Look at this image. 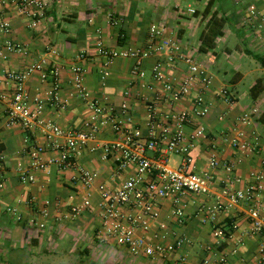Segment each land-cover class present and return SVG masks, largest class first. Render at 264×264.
<instances>
[{
  "label": "crops",
  "instance_id": "0c3cea01",
  "mask_svg": "<svg viewBox=\"0 0 264 264\" xmlns=\"http://www.w3.org/2000/svg\"><path fill=\"white\" fill-rule=\"evenodd\" d=\"M44 1H48L49 7L38 25L31 27V19L20 10L18 0H0V25L2 21L10 24L9 32L0 26V154L4 157L0 175L5 180L0 194V264H205L206 260L208 264H217L218 249L226 255L228 264H259L264 258V251L260 252L264 249V235L252 233L247 204L240 203L211 218L207 198L192 192L177 201L163 199L160 216L152 222L149 238L163 223L169 233L168 241L179 238L188 241L163 260L151 263L145 256H132L123 246L101 242L97 236L102 224L99 185L106 182L109 187H116L127 175L119 179L111 177L115 158L111 155L104 159L101 147L104 143L121 140L122 136L105 126L94 140L79 150L76 161L96 171L98 179L91 187L82 183L74 185L70 181L72 172L56 161L65 150L64 138L60 140V147L54 149L39 129L29 131L8 123L6 98L12 85L5 82L8 71L25 70L42 59L50 65H59L63 84L58 95L60 103L64 104H48L42 118L56 122L65 130H76L94 118L88 100L78 96L69 82L71 68L76 64L84 65L87 68L85 83L91 98L99 100L114 115L128 103L130 120H127L126 128L145 136L150 122L147 105L153 91L143 87V81L133 74L132 59H116L109 68V76L105 81L102 79L103 60L96 50V29H102L107 46L121 49L144 46L150 26H163L166 38L181 43L193 56L206 55L210 66L216 70L212 73L208 68L214 80L205 97L212 102V109L200 122L207 137L197 141L192 155L199 172L214 174L213 193L225 197L224 187L234 176L241 181L233 182L232 187L241 190L253 183V173L264 174V150L242 156L222 138L224 132L238 128L245 130L251 139L250 132L256 130L264 146V123L260 118L264 111V38L263 33L244 23L247 7L254 0H214L213 10L218 16L226 17L227 24L223 29L224 36L216 41V48L205 53L199 50L200 34L208 20H203L198 13L210 0ZM9 42L20 45L21 50H8ZM163 57L169 75L184 76L187 72L185 64L176 62L172 66L167 57ZM158 58L159 55L152 56L144 63L147 83L156 84L152 69ZM227 68L232 75L229 80ZM248 76H254L252 87L257 82L263 86L256 99L252 97L251 89L247 95L237 89ZM26 86L31 93L41 91L43 94L51 88L49 82L41 80L39 72L31 75ZM221 88L230 91L232 104L219 96ZM198 91L196 89L174 105L165 103L160 109L166 112L190 110ZM254 107H258L260 113L254 116L250 125H242L239 118ZM33 144L45 146L42 157L48 167L34 171L35 182L22 183L19 168L30 165L28 150ZM214 152L220 159L235 163L233 174L222 167L211 166L210 158ZM178 161L179 157L174 156L171 164ZM88 194L91 207L77 218H70L71 206L81 203ZM178 209L183 211L181 217L175 213ZM44 210L48 213L46 216L42 214ZM42 222L44 227L39 226ZM217 228L223 230L225 238L216 235ZM218 239L223 244L219 248Z\"/></svg>",
  "mask_w": 264,
  "mask_h": 264
},
{
  "label": "built area",
  "instance_id": "2783aa9c",
  "mask_svg": "<svg viewBox=\"0 0 264 264\" xmlns=\"http://www.w3.org/2000/svg\"><path fill=\"white\" fill-rule=\"evenodd\" d=\"M19 8L31 19V27H36L44 12L49 7L44 0H18ZM264 0H254L247 7L244 23L248 28L263 33L264 38ZM194 13V10H191ZM110 19L113 15L110 14ZM6 32L10 31V24L2 21L0 25ZM166 29L158 24H152L149 30V38L144 46L128 48H112L105 44L102 29H96V50L102 57V79L109 76V68L118 58L132 59V72L141 81L143 87L153 91V96L148 102L150 122L147 135L141 136L126 128L127 120H130V106L123 104L121 112H114L102 106L99 100L91 98L85 78L87 68L76 64L71 68V86L81 98L88 100L90 108L94 112V118L86 123L83 128L65 130L59 124L42 118V113L48 104L60 103L58 91L62 88L63 80L59 65H50L45 59L35 63L22 71H8L5 74L6 84L12 85V91L6 98V117L10 125H20L25 130L35 131L39 129L47 138L51 148H59L60 140H65V150L59 160V166L72 172L70 181L72 184L82 183L91 187L98 179V173L78 164L75 155L88 142L94 140L101 128L109 126L113 132L120 134L119 141L104 143L101 147L103 158L113 155L115 165L111 177L119 179L124 174L120 184L109 187L106 182L99 185L101 200L99 209L102 224L97 231V236L104 244H115L125 247L132 256H145L151 263L163 260L169 253L182 248L188 241L179 238L168 241L169 233L166 224H159L153 236L147 235L152 229V222L160 216L163 199L179 197L192 192L207 198L210 203L208 212L211 218H215L218 212L231 209L240 203L248 206V216L252 225V233L264 235V197L262 196V184L264 174H252L253 183L246 189H234L233 182H240L241 178L234 176L227 181L223 190V196L215 195L212 185L215 177L211 172H199L197 162L192 155V150L198 140L207 137L204 126L200 123L206 118L212 109V102L206 99L214 77L209 72V57L204 55L198 58L186 52L185 47L175 41L166 38ZM8 50H21V46L9 42ZM159 55L153 65L152 83L145 82L147 71L144 63L152 56ZM166 56L173 66L176 62L185 64L187 72L184 76L169 75L165 63ZM81 57H84L82 55ZM80 57V58H81ZM85 58V57H84ZM34 72H39L43 82H49L51 88L46 94L41 91L31 93L26 83ZM196 89L193 106L190 110L182 112L162 111L163 104L174 105L180 99L189 96ZM219 96L227 103L232 104L233 98L227 88L219 90ZM126 95H129L126 92ZM64 104L63 102L60 103ZM260 110L254 107L251 112L239 118V122L248 126L253 122L254 116ZM245 130L232 128L222 134L225 142L238 150L242 156L264 150L260 143V136L256 130L250 132L251 139ZM45 146L33 144L29 146L28 155L30 165L28 168L20 167V181L33 183L36 181L34 171L46 169L48 164L42 154ZM179 157L176 164H171L172 158ZM241 160V159H240ZM4 157L0 154V169L3 166ZM212 167H222L230 174L234 173L235 163L222 160L214 152L210 158ZM5 187V180L0 175V194ZM224 198H227L226 201ZM91 207V198L88 194L81 203L73 204L70 208V218H77ZM10 211L16 212L14 209ZM176 215L182 216L183 211L178 209ZM42 214L46 216L47 211ZM44 227L45 223L39 224ZM216 235L225 238L222 229L217 228ZM217 248L222 246V241H216ZM216 248V249H217ZM264 249L261 248L260 252ZM217 264H228L225 254L216 251ZM209 261L206 260L205 264ZM259 264H264V258Z\"/></svg>",
  "mask_w": 264,
  "mask_h": 264
},
{
  "label": "trees",
  "instance_id": "16d2710c",
  "mask_svg": "<svg viewBox=\"0 0 264 264\" xmlns=\"http://www.w3.org/2000/svg\"><path fill=\"white\" fill-rule=\"evenodd\" d=\"M215 1L210 0L204 10L198 15L202 16L203 20H208L206 27L200 34V52L205 53L216 48V41L219 37L224 36V27L227 24V18L218 16V13L213 10ZM263 91V86L260 82H257L251 88V95L254 99L258 98ZM261 121L264 123V111L261 114Z\"/></svg>",
  "mask_w": 264,
  "mask_h": 264
},
{
  "label": "rangeland",
  "instance_id": "374dc122",
  "mask_svg": "<svg viewBox=\"0 0 264 264\" xmlns=\"http://www.w3.org/2000/svg\"><path fill=\"white\" fill-rule=\"evenodd\" d=\"M203 57L204 56H201V58H203ZM207 66H208L209 70L212 73H215L216 72V70L212 66H210V64L207 65ZM228 67H231L232 68V66H228ZM227 69L229 70V72H228V74H226V78H227V80H229L232 77V75H231L230 69L229 68H227ZM254 81H255L254 80V76H252V77L248 76L247 78H245L244 80H242L239 83V85L237 86V89L239 90V92L241 94H246V93L249 94L250 93V89H251Z\"/></svg>",
  "mask_w": 264,
  "mask_h": 264
}]
</instances>
